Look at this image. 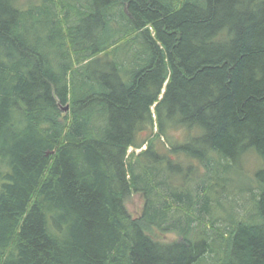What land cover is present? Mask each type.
<instances>
[{
    "label": "trees",
    "instance_id": "obj_1",
    "mask_svg": "<svg viewBox=\"0 0 264 264\" xmlns=\"http://www.w3.org/2000/svg\"><path fill=\"white\" fill-rule=\"evenodd\" d=\"M71 2L0 0V264H264V0Z\"/></svg>",
    "mask_w": 264,
    "mask_h": 264
},
{
    "label": "rangeland",
    "instance_id": "obj_2",
    "mask_svg": "<svg viewBox=\"0 0 264 264\" xmlns=\"http://www.w3.org/2000/svg\"><path fill=\"white\" fill-rule=\"evenodd\" d=\"M65 2L68 3H73L71 2V0H64ZM84 3L86 2V0H81ZM22 5L27 9V11H30L32 8L34 7H42L41 9L44 10V7L46 6V0H21ZM36 9V8H35ZM42 17H46V15H42L41 19L40 17H36V19L39 20H43ZM32 33H39V31H41V36L43 39L42 42V46L45 47L46 45V41H47V37L49 35V29L44 27V23L41 29H39V26L37 25L35 29L31 30ZM53 55V60L57 62V60L61 59V55L59 54L58 56L56 55L55 52H52ZM115 55H109V56H102L98 61H93L92 63H90L87 67H86V71L90 72L91 75H95L96 72H100V73H104V74H110L112 72V63L116 62L118 60H120V58L122 59V56H120L118 54L117 58L115 59ZM59 65V62H58ZM86 72V73H88ZM66 109V108H64ZM184 137V133L180 130H176L173 133V139L177 140ZM187 139V138H186ZM145 148V146L143 147ZM133 150V148L131 149ZM142 149H138L137 152H140ZM254 160H256L255 158H253L252 161H249L246 165V168L248 170L249 173H251V171L254 172V170H256L257 168L261 167L259 163L254 162ZM257 161V160H256ZM258 162H261L260 160ZM245 164V163H244ZM239 184H242L244 186H248L250 184V181L248 182V179H244V181L238 182ZM238 183H236V186L239 187ZM233 186V185H231ZM235 187V186H234ZM232 188V187H231ZM229 193H228V199L224 198L222 200V203L227 207L226 209L228 210L232 205L234 206V208L240 212L241 214L245 215L247 212V209H251L252 208V202L251 200L248 198L249 197V193L248 191L241 193L240 189H228ZM144 204H145V199L142 193L140 192H134L126 201V205L130 211V213L133 215V217H137L139 215L142 214L143 208H144ZM213 215L216 213H225V210L223 208H221L217 202H213ZM207 216V220L212 219L210 217V215H206ZM215 217V216H214ZM177 237V234H170L166 236V239H173ZM204 264H211L209 261H207V263Z\"/></svg>",
    "mask_w": 264,
    "mask_h": 264
}]
</instances>
